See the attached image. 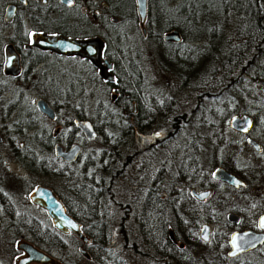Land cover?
Returning <instances> with one entry per match:
<instances>
[{
    "label": "trees",
    "instance_id": "trees-1",
    "mask_svg": "<svg viewBox=\"0 0 264 264\" xmlns=\"http://www.w3.org/2000/svg\"><path fill=\"white\" fill-rule=\"evenodd\" d=\"M90 1L95 6L90 20L95 21L94 32L100 30L98 29L100 21H106L109 24L108 26L112 27L105 34V40L107 49L112 54L113 61L118 68V70L115 69L118 75L116 93H120L122 98L126 94L124 101L118 99L117 104H114L113 108H109L110 98L104 100L98 97L94 98V103L90 104L87 109L86 106L89 101L90 92L88 88H93L96 86L95 84L100 83L103 89L106 88L108 90L111 88L110 84L95 74L90 79V82H88L84 79L85 76L83 74L71 68L63 71L59 69L56 72L54 64L51 66L52 68L49 67L52 70L48 71V75H52V78L56 79L55 74H58L60 77L58 79H61V81L59 80L60 86L48 85L44 90L50 92L54 101L63 100L68 106L75 109V118L89 120L96 132L95 138L91 141L86 140L82 132L75 128L72 119L64 123V127L69 128L70 132L68 134L69 137H67L69 139L66 140L61 138V130L57 135H53V132L48 128L40 127L37 123L30 121L24 113L23 104L16 103L18 101L16 93L20 88H13L11 90L12 97L6 103L9 109L4 115V118H9L10 113L15 112L16 117H20L18 122H21L17 125L18 122L15 119L12 120L14 125L11 129L5 131V139L12 144L16 142L15 139L18 137L32 144L30 150L26 152H21V149L17 145L12 144L15 158L30 173L65 177L68 180V184H70L69 189L72 195H75L80 202L79 206L81 208L79 209L81 211L85 210L83 211L84 213L90 212L86 208L92 207L94 208L93 211L95 209L98 210V200L101 198L105 199L108 197L107 194H111L108 191L109 188H105V185L114 184L119 177V170L117 169L119 167L121 169L122 162L124 161L119 151L120 147L126 145L128 143L127 140L131 138L133 143L135 142L138 145L139 149L142 144L140 134L146 133L151 127V122H153L152 118L145 117L141 113L138 116H133V118L123 115L121 108L123 107L122 109L130 112L131 100H136L139 103L143 101V96L147 92L146 79L140 76L138 59L133 57L128 60L115 58L113 57V50L109 48L112 41L116 43V40H113L112 36L121 38L124 32L121 28L123 25L129 24V22L132 24L137 22L138 14L135 0ZM152 2H154L155 8L157 7L155 19L153 20V24L151 23L154 26L153 28L156 27V31L150 34L157 42L160 59L166 62V64L173 65L178 70V73L186 71L189 74L191 72V76H193V71L209 72L210 68L220 61L224 66L227 65L229 68L226 74L227 77L225 78L226 83L220 89L215 90L214 88L212 90L209 88L200 96L202 100L210 102V105L205 110L206 112L203 113L202 110L196 111L201 114V118L196 121V128L200 134L198 137L207 146V167L211 168L218 165L227 167L228 164L226 162L229 160V156L235 147V140L228 135L227 122L229 118L235 115V112L239 108L243 112H246L247 103L250 102L256 104L255 109L259 112L264 111V96L257 90L251 87L249 89L251 91L250 94H243L244 87L249 85L248 81H251L254 85L258 79L264 80V41H262L264 39V0H148V4ZM65 15L70 16L69 18L78 19L81 25L88 24L86 15L82 14L79 10L70 13L65 12ZM173 15H176L175 19H173ZM112 17L118 18V21L112 22ZM179 17L189 23L186 30L190 31V35H185L182 26L179 24L181 21ZM229 19L233 21L232 34H235L238 39V50L234 49L233 52L231 46H229L224 29L228 27L227 23ZM171 29L178 30L181 36L180 42L163 40V34ZM68 32L70 34H82L85 31H82L79 26L75 29H68ZM118 41L120 42L119 39ZM185 41L190 45L185 46ZM113 42L112 47L115 50H123L125 53L124 46L121 43L117 47H114L115 44ZM251 42L254 43L256 49H254L253 53L249 54L246 44H250ZM258 42H260L259 46ZM174 46L187 47L191 58L189 60H181L179 56H176L180 52H175ZM257 47H260L261 50L259 51ZM55 60L59 59L55 58ZM78 61L82 64L81 66L86 73L94 71L95 67L90 60L78 59ZM1 75L0 71V104H3L6 101H3L1 98L4 95L3 93L9 88L7 81L3 80ZM55 110H58V104L56 103ZM35 115L40 118L44 117L39 111H36ZM195 119L196 114L189 113L185 123H193ZM71 140L82 141L83 150L75 162L66 163L55 157L53 146L57 142L68 143ZM216 145L221 146V148H218L219 153L222 154L219 157H213V151L217 150ZM141 150L139 149V151ZM88 151L93 153H89ZM84 155L85 157H83ZM78 163H80V168L76 167ZM54 191L57 194L58 191L55 189ZM57 195L63 201L69 213L79 223L82 222V218L84 217H81L60 193ZM85 218L87 220H95L97 228L96 233L93 234L88 227L80 224L85 234L91 241L100 243L101 249L108 250L107 243L105 241L104 243L101 242L102 238L106 236V228L103 225V221L98 219L99 216L97 214L86 216ZM181 218L180 214L175 215V223L171 225H173L177 239L180 237L185 242H188L190 240L185 237L182 231ZM19 220L15 216L13 223H17ZM26 223L31 225L38 224L35 219L29 216H27ZM36 233L39 235L34 238L41 245L46 246L48 237L40 234V232ZM153 234L150 225L144 226L140 230V239L143 246L147 250H153V252L156 250L159 255L168 256V253L157 248L155 243L156 238H154ZM163 235V238L168 239L166 232ZM123 241H125L124 246H126L128 239L125 235L123 236ZM134 245V252L139 254L137 243ZM103 249L100 253L101 256L106 255ZM170 251L171 255L175 256L174 264H189L179 258L183 254L181 249L173 246Z\"/></svg>",
    "mask_w": 264,
    "mask_h": 264
},
{
    "label": "rangeland",
    "instance_id": "rangeland-1",
    "mask_svg": "<svg viewBox=\"0 0 264 264\" xmlns=\"http://www.w3.org/2000/svg\"><path fill=\"white\" fill-rule=\"evenodd\" d=\"M9 2L10 0H0V71L3 80L7 81L9 88L3 93L4 95L1 98L6 102L0 104V135L4 139V141L0 143V262L3 264H15L16 257L20 255L15 248V243L21 236H13L12 230H7L6 228L8 224L13 223V218L15 217L10 214V209L15 208L18 212H26V217L29 216L35 219L38 222V225L40 224L42 227L47 225L48 227L52 228L51 220L48 217L46 211L39 206L33 205L28 198V189H32L37 185H43L57 190L67 200V202H69L72 208L76 210V212H78L81 217H84L82 218L83 220L80 222V224L82 226L88 227L90 232L93 234L96 233V222L95 220H87L85 217L97 214L99 216L98 219L103 221V225L106 228V236L102 238L101 242L104 243L105 241L109 247L107 248L108 251L113 253L115 252L114 255H120V257L124 259L125 264H149L147 261L145 262L143 258L142 260H139V255L134 252V244H140L141 247L139 248L143 250V253L153 252L151 249L147 250V248L142 245L137 222L138 216L141 213V205L144 203L146 198V190L152 186L151 180L153 178L154 169L160 164V162H155V157H152V149L139 152V155L133 157L128 163L124 173L120 172L121 169H119V167L117 169L119 170V177L115 183L108 186L105 185V188H109L108 191L111 194H107L108 197L105 199L101 198L98 200V210L95 209L93 211L94 208L92 207L86 208V210H90L88 213H84L83 211L85 210L81 211L79 209L81 208L79 206L80 202L77 200L75 195H72V192L69 189L70 184H68V180L65 177L30 173L15 158L12 144L17 145L21 149V152L29 151L32 144H29V142H26L25 139L18 137H15L16 142H13L12 144L10 141L5 139V131L11 129L14 125L12 120L15 119L16 122L20 120V117H16L15 112L10 113L9 118H4L6 111L9 109L6 103L8 102V99L12 97L11 90L13 88H20L16 93V98L18 100L16 103L23 104L24 113L26 114L27 118H29L30 121L37 123L38 126L48 128L52 132L55 129L61 127L62 139H69L67 138L69 137V128L64 127V123L75 118V109H73L71 106H68V104H66L63 100L54 101L50 92L44 90L45 88L42 86H35L34 84L31 86L29 84L24 86L22 83H20L19 86L21 87H17L16 80L6 76L8 74L5 73L3 68L4 47L9 44V35L12 33V28L11 26L7 25V23L3 22V15L5 12V7ZM78 3V10L85 6L87 16L91 20V16L95 7L94 4H92L90 0H78ZM148 8L149 10L146 16V22L144 24L147 33H142V28L139 25V19L137 18L136 23L132 24L129 22V24H125L123 27H121L124 31L121 35V38L112 36V39L116 40V43L112 41L115 44L114 47H117L119 43H121L124 46L125 53L123 50H115L112 47V42L109 45V48L113 50V53L116 52L113 57L124 60L131 59L132 57L138 59V66L141 72L140 76L145 77L146 79L145 83L147 86V92L143 96L144 99L140 102L141 106H139V108L141 109L142 113L145 114V117L147 116L148 118H152L153 122H151V127L146 131V133L140 134V140L142 144L139 149H143L148 145L155 143L154 140L156 134L159 137L166 136V131L172 128L171 123L173 116L184 112L189 114L190 110L197 106V99L198 97L202 96L203 92L209 88L212 90H214V88L215 90L220 89L223 84L226 83L225 78L227 77L226 74L229 69L227 65L224 66V64L220 61L212 66L209 72L203 73L200 70L193 71V76H191V72L189 74L186 73V71L178 73V70H176L173 65L166 64V62L159 58V47L157 46V42L153 39V36L150 34L151 32L154 33V31H156V27L153 28L154 26L152 24L157 13V7L155 8V4L152 2L148 4ZM32 12L33 5L29 4V6H27L22 11V15L26 18L27 16H30ZM172 17L175 19L176 15H173ZM179 19L181 21L178 22L182 26L185 35H190V31L186 30L189 23L187 21H183L180 17ZM75 21H78V19H75ZM232 24V19H229L227 23L228 27L224 28L229 45L231 43H235L237 39L236 35L232 34ZM26 25L31 27L30 23H27ZM107 27V32L112 29L111 26ZM28 31H31V29ZM184 45L189 46L190 44L185 41ZM173 48L175 52H180V54H176V56H179L181 60H189L191 58L187 47L184 48V46H174ZM53 62L54 64H57L59 69L62 71L71 68L83 74V76H85V80H87L88 77L92 78L90 76V72L86 73L84 68L81 66L82 64L78 60L65 58L58 61L54 60ZM106 72L107 70L103 69L102 73ZM220 79H222L221 83ZM87 81L90 82V80ZM217 82H219V84H217ZM99 84H95L96 86L93 88H88V91L90 92L89 101L87 102L88 104L86 106L87 109L90 104L94 103V98L96 99L101 97L104 100H107L110 97V94L113 93L112 89H103V86ZM249 85L252 86L253 84L251 83ZM252 88L257 91L260 89L258 84H254ZM39 98L45 99L54 109L55 103L58 104V110L56 111L57 118L55 120H51L44 115L43 118L37 117L35 115L36 111H38L35 103ZM209 105L210 102L202 100V102L198 104V110H202L203 113H205V110ZM255 105L256 104L252 102L247 103V112H259L255 109ZM240 113H243V110L239 108L235 114ZM200 118L201 114L199 112L196 114V119L193 121V123L186 124L185 122H181V126L176 134L171 136V138L160 142L164 145L163 147H157V150L166 149L169 151L168 153L174 154L173 160L174 163H176V160H178L180 155L184 154L183 150L185 145L191 143L205 144V142L196 139V137L199 138L198 135H196V121H198ZM19 123L21 122H18L17 125H19ZM228 135L238 142L236 144L239 145L238 150L242 153V155L248 161L253 162L255 157L252 156V152L245 145V141L241 138V135L229 128ZM127 141L128 143L121 146L119 150L123 158L132 154L134 150H139L137 147L138 145L135 144V142L133 143L131 138ZM71 142L82 141L71 140ZM88 152L90 153L91 151ZM83 157H85V155ZM76 167L80 168V163H78ZM125 177H128V179H125ZM248 186H255L256 191L264 190V184L259 180L249 183ZM216 188L219 193H222L224 197L228 198L226 202L222 203L230 204L232 201L239 202L243 200L242 198L245 196L240 193L243 192L241 190L237 192L223 186H217ZM246 191L247 190H245V192ZM58 192L57 194H59ZM233 194L237 195L235 196L236 200L231 198V195ZM210 202L212 203L214 201L211 200ZM223 213L217 212L216 214L212 215H214V217L218 216L219 218L224 219L225 215ZM222 219L221 221H223ZM215 228L216 227L213 224L210 227L212 232L216 231L212 240L215 242V244H217L218 240L223 234L222 232L225 231V229H221L222 231H220L219 228L216 230ZM40 234L48 235L47 232L42 231V229ZM124 235L128 239V246H124ZM23 236L27 241L32 242L41 248L42 246H44V248L50 247L51 253L55 257L60 258L64 264H96V259L93 257L92 252H90V255H84L81 253L80 248L88 251H90V248H88L85 244L83 245V243L74 234L69 233L66 235H61V247L57 248L54 246L41 245L34 238L36 236L31 232L30 234L26 233V235ZM47 237L49 241L51 238L49 236ZM213 241L211 242V245L213 244ZM213 250L214 251H212V253L215 251L217 252L219 249L213 248ZM207 254L208 255L205 257V259L203 258L204 262L199 264H217L210 262L211 256L209 253Z\"/></svg>",
    "mask_w": 264,
    "mask_h": 264
},
{
    "label": "flooded vegetation",
    "instance_id": "flooded-vegetation-1",
    "mask_svg": "<svg viewBox=\"0 0 264 264\" xmlns=\"http://www.w3.org/2000/svg\"><path fill=\"white\" fill-rule=\"evenodd\" d=\"M9 3L15 5V11L11 19L8 22H4V23H7V25L11 26L12 28V33L9 35L8 43L12 44L14 49L19 54V62L21 69L19 74L15 76L14 75H6V76L16 80L17 87H21L19 86L20 83H22L24 86L28 84L31 86L32 84H34L35 86H42L43 88L47 87L48 85H54L56 87H59L60 86L59 82L61 81V79H58L60 78L58 74H55V77H57L56 79L52 78L53 77L52 75L51 76L48 75L49 73L48 71L52 70L50 68H52L51 66L54 65L53 61L55 60V58L59 60L62 58L71 59V60L88 59L77 55H62L54 51H50L48 49H42L35 45H31L30 39L32 33L42 32L48 35L59 34L64 37H72L77 39L99 37L104 41V47L101 52V59L102 60L107 59L109 62H111L112 66L111 69H109L106 73H101L99 68L93 64L95 69L92 73L90 72V76L92 77L94 74L95 75L97 74L96 75L97 77L103 79L104 81L110 84L111 87L110 89L113 90V93H111L109 97L110 98L109 108H113V105L117 104L118 99L124 101L126 94L124 95V98H122V95H120V93L119 94L116 93L117 92L116 80L118 75L115 69L118 70V68L113 61V58L111 56L112 54L108 51L106 46L105 34L107 33L106 30L108 28L107 27L108 23L106 21H102V22L100 21L98 23V28H100L101 30H99L98 32H94L93 28L95 27L94 25L95 23L94 21H90V18L87 16L85 6L81 7L79 11H81L82 14L86 15V18L88 19V24L81 25L78 21H75V19L69 18L70 16L65 15V12L70 13L78 10L79 7L78 0H74V4L71 6L61 3L59 0H26L25 4H20L18 0H10ZM29 4L33 5V12L31 13L30 16H27L25 18L22 15V11L27 6H29ZM113 18L114 17L111 18L112 22L115 23L118 21V18L115 17L116 18L115 20ZM252 19L254 20V18ZM27 23H30L31 27H28L26 25ZM144 24L143 25L139 24L142 28L143 34L147 33ZM79 26L82 31H85L84 33L70 34L68 32V29L71 28L75 29L76 27ZM28 28H30L31 31H28L30 30ZM143 28L145 29V31H143ZM262 41H264V39H262ZM246 45L248 47L247 50L249 54L253 53L254 49H256V46L254 45L253 42ZM259 45L260 42H258V46ZM229 46H231L232 52L234 51V49L237 51L238 39H236L235 43H231ZM257 48L259 51L261 50L260 47ZM114 54H116V52H114L113 55ZM55 66L57 72L59 70V67L57 64H55ZM109 73L113 75L112 81L108 79ZM76 78H78V76H76ZM90 79H91L90 77L87 78V80ZM261 80L263 79H258L256 84H258L260 87L258 92L264 96V94L261 92V88L263 86L260 82ZM221 82L222 79H220V83ZM248 82L249 84H251V81ZM252 86L250 85L245 86L243 94L244 95L250 94L251 91L249 89H251ZM200 102H202V99L201 97H198L197 103L200 104ZM198 104L197 106H195L193 109L190 110V113H194V114L199 113L196 112L199 109ZM139 106H141L139 102H137L136 100H131L130 112H127L126 110L122 109L123 107L121 108V111L124 116L129 118H133V116L136 115L138 116L140 113L141 115H145L142 113ZM55 113H56L55 118L51 120H55L57 118L56 110ZM241 114H247L248 116L250 115L249 117L252 121V127L248 130L247 133H242L235 129L229 128L228 122H227V127L232 131L241 135V138L245 141V145L252 152V156L255 157L253 162L248 161L242 155V153L238 150L239 145L236 144L238 142L235 140L234 150L231 152V155L229 156V160H227L226 162L228 164L227 167L218 165L208 168L207 167L208 154L206 153L207 146L205 144H200V143H191L185 145L183 150L184 154L180 155L178 160H176L177 162L174 163L173 160L174 154L168 153L169 151H167L166 149L157 150V147H163L164 144L160 142H163L165 139L171 138V136L176 134V132L180 128L181 122L187 121L188 114L185 112L173 116L171 123L172 128L166 131L165 133L166 136L159 137L156 134L154 140L155 143L148 145L147 147L143 148L141 151L134 150L132 154L125 156L124 161L122 162L121 165V171H120L121 173L125 172L128 163L132 160L133 157L139 155V152L142 151L144 152L147 151L148 149L153 150L152 157H155V162H160L158 167L154 169L153 178L151 180L152 186L146 190L145 193L146 198L144 203L141 205V210H140L141 213L138 216L137 222H138L139 231L144 226L150 225L151 231L152 233H154L153 234L154 238H156L155 243L157 248H159L161 251L168 253L169 255L168 256L159 255L156 250H154V252H150L149 254L147 252L146 255H144L145 252L143 253V250L139 248L141 247V245L137 243V246L139 248V254H138L139 260L140 259L142 260L143 258L145 262L147 261V263L149 264H174L175 256L171 255L170 250L173 248V246H175L176 248L181 249L183 253L182 255H180L179 258H181L182 261L187 262L189 264L192 263L199 264L201 262H204L205 257L208 255L207 253H209V255L211 256L210 262L217 264H264V240L261 243L257 244L256 246L246 251L239 252L238 254L235 255H230L231 246L229 244V239L233 232L252 230L254 232H261L264 234V228L259 226V218L261 215L264 214V190L256 191L255 186L254 187L248 186L249 183L255 180H259L264 184V111L254 112V113L244 111L243 113L235 114V115H241ZM43 115L46 116L45 114ZM60 130L61 127L55 129L53 131V135H57ZM196 135L199 136L200 135L199 132L197 133L196 131ZM95 136H96V132H95ZM248 138H253L254 140H256L260 146V149L255 150L253 146L247 142ZM196 139H199L201 141L200 138L196 137ZM3 141L4 139L2 137V141L0 143H2ZM73 143L75 142H68V143L57 142L55 144H61L64 148H67ZM78 143L81 144L83 150L82 142H78ZM54 146H53V151H54ZM215 147L217 148V150L213 151L214 152L213 157H219V155H222L219 153L218 150V148H221V146L216 145ZM82 150L80 152V155L82 153ZM57 158L64 161L60 157ZM73 162H66V163H73ZM217 167H222L227 172L229 171V173H231L240 181H242L243 185H239L235 187L214 177L212 172ZM125 179H128V177H125ZM37 186H35L32 189H28L29 190L28 198L31 191L35 189ZM217 186H223L237 192L241 190L243 192L240 193L245 196L242 198L243 200L239 202L232 201L230 202V204L222 203V202H226L228 198L224 197L222 193H219L217 191L216 188ZM50 189L58 197L54 189L52 188ZM207 190L209 191L208 195L202 198H198L196 196V194ZM245 190L247 191L245 192ZM235 196L237 195L233 194L231 195V198H234V200H236ZM211 200H213L214 202L211 203L210 202ZM29 201L31 202L30 198ZM66 211L69 213L67 208ZM9 212L12 216H17L18 220L20 219L21 221H23V223H21V221L19 220V222L17 223L16 222L10 223L6 226L7 230H12L13 236H17V235L21 236L19 240L16 241L15 243V248L20 254L19 256L16 257L15 264H18L19 258L25 255V251L22 248H19L18 246L19 243L21 242L31 243L41 251H44L48 255L61 261L60 258L55 257L51 253L50 247L44 248V246H42L41 248L36 244L27 241L23 235H26V233L30 234L31 232L33 233V235L37 236L39 234L37 233L35 234V232H40L42 229V231L47 232L48 235L46 236H49L51 238L49 241H47V245L54 246L57 248V247H61V242H62L61 235H66L71 232L63 233L62 231L57 229L53 225L52 219L49 216L48 217L51 220L52 228L48 227L47 225L45 227H42L40 226V224L31 225L26 223V219H27L26 212H18L15 208L10 209ZM217 212H221V213L225 212L223 213L225 215L224 219L219 218L218 216L214 217V215H212V214H216ZM177 214L178 215L180 214L182 217L180 223H182V229H183L182 231L184 232L185 237L190 240L188 242H185L184 239L180 237L179 239H177L173 225H171L175 223V215ZM229 214H234L235 216L238 217V219H231L229 217ZM221 219L223 221H221ZM204 224L208 225L207 232L205 233L208 237L207 241H205V239H203V237L201 236V229ZM212 224L215 225L216 227L215 230L218 228L220 229V231H222L221 229H225V231L222 232L223 234L221 238L218 240L217 244H215V242L212 240L214 234L216 233V231L212 232L210 229ZM31 229H33L34 231ZM81 230L83 231L82 228ZM170 230H172L174 239L170 236ZM165 232L168 239L163 238L164 236L163 233ZM80 241L83 243V245L85 244L88 248H90V251L80 248L81 253H83L84 255L86 254L90 255V252H92L93 257L96 259V264H125L124 259L120 257V255H114L115 252L113 253L103 248L102 249L104 250V253H106V255L101 256L100 255V253L102 252L101 244L96 243L95 241H91L89 237L87 241H82V240ZM212 241L213 244L211 245ZM213 248H217L219 250L217 252L215 251L212 253V251H214ZM207 249L209 250V252ZM62 263L64 264V262ZM0 264L3 263L0 262ZM31 264H42V263H37L33 261L31 262Z\"/></svg>",
    "mask_w": 264,
    "mask_h": 264
},
{
    "label": "water",
    "instance_id": "water-1",
    "mask_svg": "<svg viewBox=\"0 0 264 264\" xmlns=\"http://www.w3.org/2000/svg\"><path fill=\"white\" fill-rule=\"evenodd\" d=\"M61 3L71 6L74 4V0L69 3V0H59ZM20 4H25L26 0H18ZM136 11L138 14L139 24L143 25L148 13V0H135ZM15 11L14 4H7L5 7V14L3 17L4 22H8L13 16ZM116 19L115 17L113 18ZM143 31L145 29L143 28ZM164 41L180 42L181 36L177 29H171L163 34ZM31 45H35L42 49H48L62 55H77L85 57L90 60L92 64L97 66L102 73L103 69L107 71L111 69V62L107 59H101V52L104 47V41L99 37L77 39L72 37H64L59 34L48 35L42 32H34L30 39ZM3 68L8 75H17L20 72L19 54L14 49L12 44H7L4 47V63ZM106 78V77H105ZM108 79L113 80V75L108 74ZM263 85L261 92L264 94V80L260 81ZM37 109L45 114L49 119H54L56 116L55 110L48 102L39 98L36 100ZM74 126L79 129L87 140H92L95 136V131L92 123L86 119H73ZM228 127L235 129L242 133H247L252 127V121L247 114L234 115L228 121ZM2 137L0 135V142ZM247 142L253 146L255 150H259L260 146L253 138H248ZM82 150L81 144L78 142L64 148L61 144H55L54 154L57 157L62 158L66 162L75 161ZM215 177L235 187L238 185L233 181H239V185H243V182L236 178L231 173L227 172L222 167H217L213 170ZM209 194V191H203L196 194L198 198H202ZM31 202L44 208L48 216L52 219L53 225L62 231L63 233L71 232L82 241H87L88 237L80 228V224L76 221L67 211L62 201L53 193V191L46 186L38 185L33 189L29 195ZM231 219H238L234 214H229ZM264 221V214L259 218V226ZM75 225V227H73ZM261 227V226H260ZM264 228V227H262ZM208 225L204 224L201 229V236L204 237L207 232ZM170 236L173 238L172 230H170ZM233 237L236 238L235 245L233 243ZM174 239V238H173ZM264 240V234L261 232H254L252 230H245L241 232H233L229 239L231 246L230 255L238 254L239 252L246 251ZM19 248L25 251V255L18 260V264H31V262H37L42 264H63L60 260L48 255L44 251H41L33 244L28 242L19 243ZM235 253V254H233Z\"/></svg>",
    "mask_w": 264,
    "mask_h": 264
},
{
    "label": "snow or ice",
    "instance_id": "snow-or-ice-1",
    "mask_svg": "<svg viewBox=\"0 0 264 264\" xmlns=\"http://www.w3.org/2000/svg\"><path fill=\"white\" fill-rule=\"evenodd\" d=\"M72 2V0H69V3H71ZM213 176L215 177V173H213ZM233 183H236L238 186H239V181H233ZM205 195H207V194H205ZM261 227H264V221H262V223H261V225H260ZM73 227H75V225H73ZM203 239H205V241H207V239H208V237H207V235H205L204 237H203ZM235 240H236V238L235 237H233V243H234V245H235ZM233 254H235V253H233Z\"/></svg>",
    "mask_w": 264,
    "mask_h": 264
},
{
    "label": "bare ground",
    "instance_id": "bare-ground-1",
    "mask_svg": "<svg viewBox=\"0 0 264 264\" xmlns=\"http://www.w3.org/2000/svg\"><path fill=\"white\" fill-rule=\"evenodd\" d=\"M250 116V115H249ZM249 136V135H248ZM229 172V171H228Z\"/></svg>",
    "mask_w": 264,
    "mask_h": 264
}]
</instances>
